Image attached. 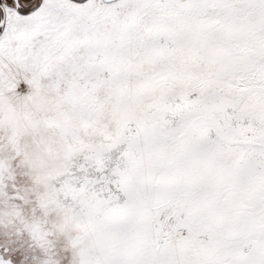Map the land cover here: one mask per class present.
<instances>
[{
	"label": "snow or ice",
	"instance_id": "obj_1",
	"mask_svg": "<svg viewBox=\"0 0 264 264\" xmlns=\"http://www.w3.org/2000/svg\"><path fill=\"white\" fill-rule=\"evenodd\" d=\"M0 264H264V0H0Z\"/></svg>",
	"mask_w": 264,
	"mask_h": 264
}]
</instances>
